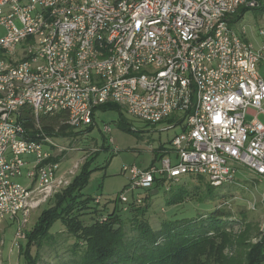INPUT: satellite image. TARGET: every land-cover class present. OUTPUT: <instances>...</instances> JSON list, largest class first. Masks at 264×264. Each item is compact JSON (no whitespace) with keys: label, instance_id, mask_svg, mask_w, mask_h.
Segmentation results:
<instances>
[{"label":"built area","instance_id":"1","mask_svg":"<svg viewBox=\"0 0 264 264\" xmlns=\"http://www.w3.org/2000/svg\"><path fill=\"white\" fill-rule=\"evenodd\" d=\"M261 1L0 0V222L15 225L14 243L25 238L31 211L67 187L81 164L60 169L63 151L75 147L45 134L41 114L65 111L75 130L94 124L95 109L108 102L150 124L177 119L167 124L180 128L158 164L123 165L129 178L114 202L124 210L158 180L203 176L221 187L237 183L242 166L264 182V27L255 46L233 22ZM23 108L35 136L20 120ZM93 203L102 205L101 196Z\"/></svg>","mask_w":264,"mask_h":264},{"label":"rangeland","instance_id":"2","mask_svg":"<svg viewBox=\"0 0 264 264\" xmlns=\"http://www.w3.org/2000/svg\"><path fill=\"white\" fill-rule=\"evenodd\" d=\"M241 25L246 26L247 37L253 44L255 46L260 45L262 39L258 35V28L264 27V6L246 11L234 27L238 29ZM258 66L261 73L264 74V59L260 61ZM262 109H264V99ZM123 116L125 120L121 122L117 110L96 108L94 125L90 132L77 136H67L63 139L56 137L57 142L75 147L73 151H63V159L65 160L61 162V170L67 169L77 160L80 161L81 167L87 158L94 155L95 151L99 149L95 158L89 163L90 174L82 192L84 195L93 197L101 196V204H108V208L113 207L114 204L118 208L122 206L120 201L114 202L113 200L126 185L129 178L128 173L122 171L123 165H136L139 168H146L152 162L158 164V161L154 159V150L159 148L161 144H168V141L180 128L179 126L166 128L169 123L167 120L156 124L146 123L125 111H123ZM171 118L173 120L170 123L177 120L175 117ZM250 118L251 116H247V120ZM259 119L264 122L262 114H259ZM104 124L110 127L108 134L102 130ZM110 138L113 139L112 142L109 141ZM18 180L21 183H27L24 177ZM236 181L237 183L213 188L210 196L204 194L206 181L195 176H183L171 185H169L170 181H164L156 190L137 189L136 192L148 195L144 220L153 229H159L162 221L168 219H181L183 221L197 217L205 219V215L219 209L225 213V219L230 221L231 227L228 228L230 229L228 231L231 236L234 235L232 239L238 241L241 235L243 241L254 244L264 233V197L262 196L264 182H260L253 173L242 166H238ZM175 185H186L190 195L182 203L167 205L165 199L170 189ZM167 186H169V191ZM58 193L31 211L27 231L34 225L42 210L53 205L54 198ZM83 219L88 222L92 221L90 214H85ZM14 231L15 225L13 223L9 221L0 222V264H26L20 254V245L14 243ZM50 232L52 237L49 242L37 250L39 259L36 264H63L64 262L75 264L76 260L79 259L81 248L74 252V235L69 233L60 221L53 224ZM23 240L20 241V244H23ZM243 246L229 245L224 249L223 255L231 257L230 259L234 261L243 258ZM31 252L35 254V247H32Z\"/></svg>","mask_w":264,"mask_h":264},{"label":"trees","instance_id":"3","mask_svg":"<svg viewBox=\"0 0 264 264\" xmlns=\"http://www.w3.org/2000/svg\"><path fill=\"white\" fill-rule=\"evenodd\" d=\"M261 2L264 6V0ZM249 9L240 8L234 14L233 22L240 20ZM97 108L117 110L119 120H125L121 107L116 103H103ZM20 120L30 135L35 136L34 133L39 131L29 108L21 110ZM66 120L65 111L41 114L39 126L49 136L70 137L90 132L94 125L75 130ZM166 120L170 122L173 118ZM162 148L161 145L154 150V158ZM98 151L99 149L87 158L70 184L56 195L53 205L43 209L34 225L26 230L25 240L23 244H19L20 254L26 264L37 263V250L51 239L50 229L56 221L62 222L67 231L74 235V252L81 248L75 264H264V233L254 244L243 241L241 235L239 240L236 239L238 241L233 240L234 235L231 236L228 229L231 227L230 221L225 219L226 215L222 210L211 211L205 215V219L197 217L187 221L164 220L159 229H153L144 220L146 202L149 199L147 194L140 193L142 202L130 203L125 210L118 208L116 204L111 208L106 203L101 207L94 204L93 196L84 195L82 189L88 182L89 163ZM195 177L206 181L204 194L210 196L216 187L210 185L203 176ZM160 184L161 180H158L153 189H158ZM189 195L186 185H175L170 189L165 203L176 205ZM103 212L107 214V219L100 223L98 216ZM85 214H90L92 221H85ZM234 244L244 245V257L236 261L223 255L224 249ZM32 247H35V254L31 252Z\"/></svg>","mask_w":264,"mask_h":264},{"label":"crops","instance_id":"4","mask_svg":"<svg viewBox=\"0 0 264 264\" xmlns=\"http://www.w3.org/2000/svg\"><path fill=\"white\" fill-rule=\"evenodd\" d=\"M169 141H170V140H169ZM169 141H168V143H169ZM161 145H162V147H163V148H162V149H160V150H159V152H160V151H162V152H163L165 148H168V144H166V143H164V144H161ZM161 145H160V146H161ZM159 148H160V147H159ZM162 152H160L159 154H161ZM29 158L31 159L32 157H29Z\"/></svg>","mask_w":264,"mask_h":264}]
</instances>
